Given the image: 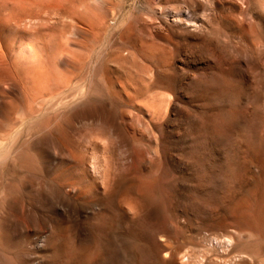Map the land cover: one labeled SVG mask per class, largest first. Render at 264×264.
I'll use <instances>...</instances> for the list:
<instances>
[{"label": "rangeland", "instance_id": "rangeland-1", "mask_svg": "<svg viewBox=\"0 0 264 264\" xmlns=\"http://www.w3.org/2000/svg\"><path fill=\"white\" fill-rule=\"evenodd\" d=\"M0 264H264V0H0Z\"/></svg>", "mask_w": 264, "mask_h": 264}]
</instances>
